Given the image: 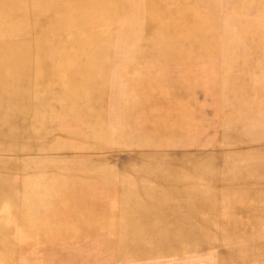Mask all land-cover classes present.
Here are the masks:
<instances>
[{"label": "bare ground", "instance_id": "1", "mask_svg": "<svg viewBox=\"0 0 264 264\" xmlns=\"http://www.w3.org/2000/svg\"><path fill=\"white\" fill-rule=\"evenodd\" d=\"M227 4L231 7L226 8ZM51 8H56L50 17L51 23L39 26L43 11ZM252 9H257L256 20L249 18ZM224 10L233 15L224 17ZM166 11L167 16L159 27L144 37L145 22L155 20L158 15L157 9L146 1L143 5L142 0H0V208L18 212L27 223L32 221L28 226H37L38 236L52 228L47 215L56 217L60 212L65 215L67 210L73 213L79 208L82 202L77 193H86L92 180L103 185L108 178L113 180L118 176L115 160L105 156V149L107 144L119 142L129 150L121 157L123 165L133 166L138 177L137 181L128 179L131 184L123 183L126 194L136 202H148L144 206L138 203L141 207L138 211L147 206L157 214L170 213L171 220L157 239L141 218L133 230L131 225L121 226L120 255L139 259L171 252L170 248L157 244L174 237L182 245L188 237L211 226L207 219L199 222L195 215L200 209L207 216L206 206H189L188 209L180 205L199 193L195 200H201L200 196L206 193L200 192L203 179L192 173L206 165L190 160L189 146L184 142L192 137L190 131L179 135L175 131L157 129V144L151 145V136L147 135L151 130H147V126L151 116L165 112L169 101L182 107L174 109L175 113L190 114L191 100L174 92L178 80L163 78L173 70L174 66H169L167 59L172 54L193 56L198 51L201 57L195 60L202 59L205 72L213 68L218 56L224 58L217 64L221 65V81L237 89L235 98L243 100L245 105L249 101L245 93L248 88L255 85V89L261 90L264 87V82L253 84L254 79L238 69L241 64L240 67L246 68L251 60L264 68V21L261 19L264 18V0H168ZM236 12L239 18L234 15ZM232 25L256 41L251 51L236 40ZM162 28H171L172 32L167 33ZM200 38L205 45L203 49L193 52L186 48L175 49L180 48L181 39L196 44ZM171 44L173 47L168 53L164 47ZM149 54L153 56L147 57ZM106 96L108 109L104 107ZM149 102L156 106L150 109ZM250 106H253L251 111L264 116V107L260 104ZM239 114L240 110L233 115ZM20 115L22 117L14 120ZM223 125L221 130L225 136L227 128L236 123ZM33 139L36 141L32 144ZM135 147L146 150L139 155L134 153ZM154 147L162 153L149 150ZM173 147L181 150L175 151L178 155L166 154ZM40 150L55 154L58 160L53 157L50 161L45 157L43 161L34 154ZM16 155L21 158L20 163L10 161ZM156 161L158 164H153ZM163 161L167 166H163ZM153 165L165 167L158 180L141 176ZM15 166L21 168L22 174L18 176L25 182L20 192L11 183ZM251 178L264 181V172L255 173ZM75 184L80 186L79 191L73 189ZM259 185L253 184L251 198L260 196H256L260 193ZM245 194L248 193L235 191L233 198L245 199ZM17 199L23 203L15 202ZM251 207L257 211V207ZM212 210L215 209L212 207ZM256 211L254 220L259 219ZM68 217L79 225V217ZM96 218L99 229L103 217ZM83 219L84 226H89L88 217ZM181 220L183 222L179 223ZM178 227L183 231L178 233ZM61 228L62 225H55L54 242L59 240ZM8 243L7 236L0 232V251L5 250Z\"/></svg>", "mask_w": 264, "mask_h": 264}, {"label": "rangeland", "instance_id": "2", "mask_svg": "<svg viewBox=\"0 0 264 264\" xmlns=\"http://www.w3.org/2000/svg\"><path fill=\"white\" fill-rule=\"evenodd\" d=\"M145 1L154 10L157 9L158 14L155 20L145 22L144 37H147L149 33L154 32L159 27L161 20L167 16L166 5H168V0H142L143 5ZM225 7L230 8L231 4H227ZM55 10L56 8H51L48 12L43 11V16L38 25L41 27L49 25L51 23L50 17ZM228 11L223 14L224 17L227 14H232L231 11ZM143 12L146 10L143 9ZM234 15L239 18L237 12ZM187 17L191 23L189 15ZM249 18L253 20L258 18L257 9L250 11ZM261 19L264 21V18ZM162 29L163 31L166 30L167 33L172 32L171 28ZM231 31L236 40L247 51H251L257 44L256 41L252 40V37L244 36L236 25H232ZM201 40L203 38L196 40V44H192L186 42L187 39H181L178 42L180 48L176 47L175 49L181 51L186 48L192 52L199 50V48L203 49L205 45ZM172 47L171 44L164 48L169 53ZM148 51L154 52L153 50ZM194 53L193 56L174 54L168 56V65L174 67L173 70H169V73L163 76L168 81L178 80L176 85L174 84V92L178 93L180 97L183 96L191 100L189 104L190 114L175 113L174 109L182 107L172 105L169 101V106L166 107L165 112L151 116L147 126L149 127L147 130L149 129L151 132H148L147 135L151 136V145H156L157 129L168 133L175 131L179 135L181 132L185 134L190 131L192 137L184 142L189 146L188 150L192 156L190 160L202 161L206 165L192 172L197 173L198 177L203 179L201 181L203 190L200 188V192L206 193L200 196L201 200H195L199 193L194 195L188 203H180V205H185L188 209L189 206H206L207 216L200 209L195 212V215H198L199 222L207 219L211 228L206 226L207 230H201V233L188 237L182 245L174 237L169 242L157 244L170 248L171 252L163 251L153 257L139 259L129 257V255H120L118 238L121 226L131 225L133 230L134 224H138L139 218H141L144 224L150 226L148 231L153 233L157 239L160 238L158 234L165 229L166 223H170L171 220L168 217L170 213L167 214L163 211L157 214L147 206L143 207L142 211H138L137 208H141L137 206L138 203L144 206L148 202H136L134 197H129L126 194L125 187H123L125 182L131 184L132 181L138 180L137 172L133 166H124L121 159L129 150H126L123 142L113 145L107 144L105 156L115 160V171L118 176L113 180L108 178L103 185L92 180L93 182H90L91 187L85 190L86 193L78 194L76 192L82 202L78 206L84 211L78 208L73 213L67 210V213L64 212L65 215L62 212L56 214V217L47 215L50 226L52 224V228L47 234L38 236L36 234L37 226H28L32 221L27 223L22 220L23 216L20 217L18 212H8L0 208L2 228L0 232L3 231L9 240L7 248L0 251L1 264H264V217L260 218V214L264 216V181H256L251 178L255 173L264 172V116H258L254 110L251 111L253 106H250L251 104H260L261 107H264V87H261V90L255 89V85L248 88L245 93H247L249 101L245 105L243 100L235 98L237 89L230 88L221 81V65L217 66V64H220L219 62L223 61L224 58L221 59V56H218L212 65L213 68L205 72V64L201 62L202 59L195 60L201 56L198 51ZM152 56L149 54L147 57ZM216 56H213L212 59ZM210 57L205 61H209ZM238 66L240 72L248 74V77L256 80H253V84L257 85L259 82H264V68H261L255 60H251L246 68L240 67L242 64ZM193 85H195V89L192 88ZM162 103L166 104L165 102ZM151 106L155 107L156 105L149 102L148 107L150 109ZM104 107L109 108L107 96ZM169 110H172V113ZM238 110H240V114L235 117L233 114L237 113ZM20 117L22 115L16 116L14 120ZM228 122H234L236 125L227 128L224 136L221 130L222 125ZM224 127L225 125H223ZM35 141L33 139L32 144ZM75 144L77 145V143ZM138 147H135L133 151L142 155L140 153L146 149ZM73 149L74 152L77 151L75 146ZM149 150L154 153H162L158 151L157 147ZM175 151L181 150L173 147L166 154L172 155ZM34 154L43 161L46 158L51 161L53 157L58 160L55 154L45 150H40ZM175 154L178 155V153ZM20 159L16 155L10 161L16 160L17 163H20ZM157 162L153 164H158ZM163 163H165L163 166H167L166 162L163 161ZM164 169L165 167L157 168L153 165L141 176L148 175L151 176V181L153 177L158 180V176L162 175ZM4 171L7 172V168H4ZM14 172L15 175L11 177V183L14 189L20 192L25 184L24 178L18 176L22 174L21 168L15 166ZM128 179L132 181L130 182ZM75 180L80 182L77 178ZM254 183L260 184V193L256 195L260 196H255L256 199L251 198L254 196ZM5 185L10 187L8 184ZM2 189L5 190V187ZM73 189L79 191L80 186L75 184ZM194 190L196 191V189ZM235 191L248 194L243 195L245 199L238 200L233 198ZM16 201L23 203L21 199ZM254 201L256 203H253ZM240 204L242 207L239 208ZM251 206L257 207V211ZM212 207L215 209L214 211ZM255 211L259 219L254 220ZM101 215L103 224L97 229L98 219L96 217ZM68 216L75 219L79 217L77 220L79 225L70 221ZM84 216L86 219L88 217L87 221L90 222L87 227L82 222ZM32 219L34 220V218ZM258 220L259 224L257 223ZM176 221L178 222V219ZM182 222L183 220L179 223ZM55 225L58 227L62 225L57 242H54L56 238ZM243 225L247 226L243 227ZM173 231L175 232V229ZM180 231H183L182 227H178V233ZM176 247H178L177 250ZM131 249H134L133 245H131ZM49 250L50 254H48Z\"/></svg>", "mask_w": 264, "mask_h": 264}]
</instances>
